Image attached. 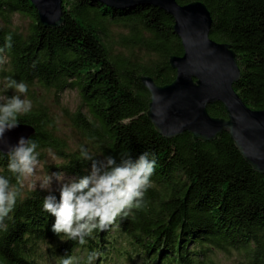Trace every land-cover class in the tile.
Instances as JSON below:
<instances>
[{"label": "trees", "instance_id": "obj_1", "mask_svg": "<svg viewBox=\"0 0 264 264\" xmlns=\"http://www.w3.org/2000/svg\"><path fill=\"white\" fill-rule=\"evenodd\" d=\"M138 5L111 8L97 0H63L64 25L46 29L29 0H0V48L12 36V47L0 53V80L28 85L21 98L34 107L18 117L19 126L35 130L37 151L55 149L62 164L55 172L79 180L90 174L91 162L80 161V150L47 132L48 112L38 105L37 90L77 92L92 122L80 113L75 125L91 142L94 156L121 154L135 161L143 153L155 159L144 206L121 215L106 231L96 230L81 246L55 234V217L43 211L49 195L32 192L17 200L0 229V264H59L76 256L87 264V253L103 255L93 264H217L218 254L236 252L243 264H264V175L241 156L228 134L213 142L194 141L190 134L167 140L148 119L150 95L142 80L159 87L176 79L170 59L182 57L183 46L174 20L163 11ZM180 5H205L211 14V40L232 47L240 70L236 94L253 111H264V0H176ZM32 21L27 34L13 17ZM127 33L119 46L139 49L152 57L146 63L114 55V34ZM12 97L13 89H4ZM213 119H227L221 104L208 108ZM39 160H43L40 156ZM0 152V175L15 179ZM59 202L60 194L53 193Z\"/></svg>", "mask_w": 264, "mask_h": 264}, {"label": "water", "instance_id": "obj_2", "mask_svg": "<svg viewBox=\"0 0 264 264\" xmlns=\"http://www.w3.org/2000/svg\"><path fill=\"white\" fill-rule=\"evenodd\" d=\"M46 29L64 25L63 0H29ZM111 8L138 5L133 0H97ZM142 3L163 11L174 20V31L182 43V57L170 59L176 72L175 81L167 87L152 79L142 83L150 95L148 119L164 139L190 134L194 141L213 142L228 134L246 163L264 175V111L249 109L236 94L240 70L232 47L211 40L213 20L201 3L182 6L176 0H145ZM221 104L227 119H213L208 108ZM35 130L19 126L5 134L10 144L21 136L35 137ZM6 148L0 152L6 155Z\"/></svg>", "mask_w": 264, "mask_h": 264}, {"label": "clouds", "instance_id": "obj_3", "mask_svg": "<svg viewBox=\"0 0 264 264\" xmlns=\"http://www.w3.org/2000/svg\"><path fill=\"white\" fill-rule=\"evenodd\" d=\"M12 47V36L6 37L5 48ZM0 48V53L5 51ZM4 59L0 58V63ZM5 89H13L12 97H4L0 103V146L6 148L8 158L7 170L12 174L15 183L8 177L0 175V229L6 230V218L15 210L17 200L22 196L25 181L35 175L39 164L38 144L32 138L21 136L16 144H10L5 134L19 127L18 117L32 108V102L21 98L28 91V85L11 77H5ZM51 153V150H48ZM55 159V157H53ZM80 161L91 162L90 174L65 182L62 172L46 174L39 178V189L49 192L43 199V211L55 217L52 231L61 237L86 244L85 237L94 231H106L121 215L127 216L133 209L144 206V193L151 186V176L155 170V159H149L143 153L133 161L130 156L121 154L120 162L114 156L97 159L88 149H80ZM58 184L60 199L57 202L53 191V182ZM35 188L36 184H29ZM103 255L98 250L87 253V264H93ZM59 264H79L76 256L61 257Z\"/></svg>", "mask_w": 264, "mask_h": 264}, {"label": "rangeland", "instance_id": "obj_4", "mask_svg": "<svg viewBox=\"0 0 264 264\" xmlns=\"http://www.w3.org/2000/svg\"><path fill=\"white\" fill-rule=\"evenodd\" d=\"M12 23L15 27L19 28L24 34H27L30 30L32 21L25 17L14 16ZM127 33H118L114 34V45L113 52L114 55H119L131 62L136 63H146L152 57L149 58L145 52L139 49L127 51L121 48L118 44L120 39L126 38ZM2 87V81L0 80V103L4 102V90ZM38 93V105L44 108L52 122V127L47 129V132L50 133L54 138H56L60 143L64 144L67 149L66 152L76 153L82 147L88 149L93 155L94 149L91 148L92 144L83 132L75 125L76 114L80 113L85 117L89 122H92V119L89 115L88 109L84 106L79 94L77 92H65L59 96H56L54 93H44L43 91L37 90ZM34 104L32 103V108ZM31 108V109H32ZM51 150L49 153L48 150ZM55 149L47 148L43 153L40 154V157L43 160H39V164L35 170V175L28 178L25 181V187L22 189L24 195L32 192H41L45 194H50L49 192L42 191L39 189V178L46 175L56 173L55 168L59 167L62 164V161L57 157ZM55 157V159H53ZM73 179L65 176V182L72 181ZM35 183V188H30L29 184ZM53 193H58L56 190L58 184L54 181L52 185ZM217 264H243L241 256L236 252H231L229 254H218L215 257Z\"/></svg>", "mask_w": 264, "mask_h": 264}, {"label": "bare ground", "instance_id": "obj_5", "mask_svg": "<svg viewBox=\"0 0 264 264\" xmlns=\"http://www.w3.org/2000/svg\"><path fill=\"white\" fill-rule=\"evenodd\" d=\"M149 111V110H148ZM154 127V126H153ZM156 130V129H155Z\"/></svg>", "mask_w": 264, "mask_h": 264}]
</instances>
